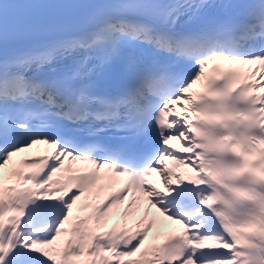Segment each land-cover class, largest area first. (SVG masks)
<instances>
[{
    "label": "snow or ice",
    "instance_id": "snow-or-ice-1",
    "mask_svg": "<svg viewBox=\"0 0 264 264\" xmlns=\"http://www.w3.org/2000/svg\"><path fill=\"white\" fill-rule=\"evenodd\" d=\"M0 264H264V0H0Z\"/></svg>",
    "mask_w": 264,
    "mask_h": 264
}]
</instances>
